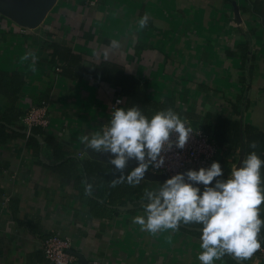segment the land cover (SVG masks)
<instances>
[{
    "label": "crops",
    "instance_id": "0c3cea01",
    "mask_svg": "<svg viewBox=\"0 0 264 264\" xmlns=\"http://www.w3.org/2000/svg\"><path fill=\"white\" fill-rule=\"evenodd\" d=\"M29 3L0 0L17 13ZM123 74L207 130L211 115L241 111L264 131V0H55L31 27L0 11V264H53L42 250L50 235L93 264H200V230L152 234L133 223L145 190L162 182L113 186L120 172L110 154L81 142L107 125L114 96L130 107ZM32 106H44L49 122L27 135L19 116ZM242 153L220 146L215 160L232 170ZM96 164L103 177L90 173ZM236 263L230 254L215 261Z\"/></svg>",
    "mask_w": 264,
    "mask_h": 264
},
{
    "label": "clouds",
    "instance_id": "9594fccd",
    "mask_svg": "<svg viewBox=\"0 0 264 264\" xmlns=\"http://www.w3.org/2000/svg\"><path fill=\"white\" fill-rule=\"evenodd\" d=\"M147 22L145 14L139 24L144 26ZM193 132L187 120L172 108L148 116L136 105L116 106L107 125L90 136H82L81 142L92 152L110 154L109 163L120 172L113 179V186L125 180L136 185L145 178L150 166H164L163 153L173 146L183 149ZM250 147L255 149V142ZM131 159L137 164L125 172ZM262 167L264 158L253 150L227 177L218 160L208 166L175 172L157 187L145 190L143 213L134 216L133 223L152 234L175 231L181 224H197L201 226L197 253L200 264H215L226 254L247 260L262 246ZM87 190H92L91 184Z\"/></svg>",
    "mask_w": 264,
    "mask_h": 264
},
{
    "label": "built area",
    "instance_id": "2783aa9c",
    "mask_svg": "<svg viewBox=\"0 0 264 264\" xmlns=\"http://www.w3.org/2000/svg\"><path fill=\"white\" fill-rule=\"evenodd\" d=\"M119 104L117 105V101ZM123 104L121 95L114 96L110 108ZM19 122L24 126L29 135L33 126H46L49 122L48 113L44 106H32L19 116ZM191 125L193 133L183 149L173 146L172 150L163 153L165 163L162 168H149L147 172L165 174L166 178L175 172H183L186 168H199L208 166L217 157L220 146L202 125ZM165 180V179H164ZM164 180H159L163 182ZM71 241L67 237L50 235L43 240L42 250L45 257L53 264H78L77 257L70 251ZM264 259V246L255 252Z\"/></svg>",
    "mask_w": 264,
    "mask_h": 264
},
{
    "label": "trees",
    "instance_id": "16d2710c",
    "mask_svg": "<svg viewBox=\"0 0 264 264\" xmlns=\"http://www.w3.org/2000/svg\"><path fill=\"white\" fill-rule=\"evenodd\" d=\"M59 58L67 59L66 55H60ZM251 75V73H250ZM123 95L126 96L127 105L132 106L136 105L142 109V111L145 113L147 108L151 106L155 107H161V109H167L171 105L168 100H164L162 104L156 103L155 101H149L145 89H142L139 87L138 81L131 77L128 74H123ZM127 83V84H126ZM245 106V103H244ZM237 114H239V117L236 119H231L226 116L222 115H211L210 121L214 122L213 126V135L217 141V143L225 149L226 152L233 149H242L244 153L239 157L237 161V166L240 164L242 159H244L247 154L253 150H255L262 158H264V131L260 130L256 127L251 126L248 123L242 122V112L238 111ZM32 130V129H31ZM31 138V136H29ZM255 142L256 148L252 149L250 147L251 143ZM92 162H82L83 166H92ZM221 166L224 171V175L227 174L229 171H231V168H228L226 166V163L222 160ZM96 173L98 175L103 177V169L100 168L98 164L96 166H93V169H90V173ZM116 173H119V171H113V174L116 175ZM262 176H264V167H262ZM88 177V176H87ZM89 178V177H88ZM112 178V176L110 177ZM203 187V186H201ZM143 199V198H141ZM262 210H264V204L261 205ZM262 212V211H261ZM262 216V215H261ZM191 226L195 227H201L197 224H191ZM181 227V226H180ZM182 228V227H181ZM198 234H201L200 231L197 232ZM260 240L262 242V246H264V229L261 230L260 234ZM240 264V263H236Z\"/></svg>",
    "mask_w": 264,
    "mask_h": 264
},
{
    "label": "water",
    "instance_id": "95a60500",
    "mask_svg": "<svg viewBox=\"0 0 264 264\" xmlns=\"http://www.w3.org/2000/svg\"><path fill=\"white\" fill-rule=\"evenodd\" d=\"M54 2L55 0H30L29 6L27 7L26 12H23V13H17L12 8L0 4V11L8 15L10 18L16 20L19 24L23 26L31 27L39 23V21L43 18L47 10L53 5ZM22 131L26 132L25 130H22ZM136 164H137V161L135 159H131L128 161V165H130L131 167L136 166ZM186 169H189V168H186ZM144 179L149 180V181H154V180L159 181V180L166 179V175L164 173L155 174V173L146 172ZM131 206L132 204L128 202L127 205L123 206V208L131 207ZM181 226L189 228V229H196V230H200L201 228V227H194V226L183 225V224H181ZM70 251L73 254L78 256L79 262H82L83 264H93L85 260L80 254H77L72 250ZM236 260L240 262L241 264H247L244 261L239 260L238 258H236Z\"/></svg>",
    "mask_w": 264,
    "mask_h": 264
},
{
    "label": "rangeland",
    "instance_id": "374dc122",
    "mask_svg": "<svg viewBox=\"0 0 264 264\" xmlns=\"http://www.w3.org/2000/svg\"><path fill=\"white\" fill-rule=\"evenodd\" d=\"M192 125L194 124V125H201V124H199V123H195V122H192V121H189ZM209 133L210 134H212L213 135V129H212V127H210L209 129ZM213 137H214V135H213ZM214 139H215V137H214ZM216 140V139H215ZM218 153H219V151H218ZM218 155V154H217Z\"/></svg>",
    "mask_w": 264,
    "mask_h": 264
}]
</instances>
